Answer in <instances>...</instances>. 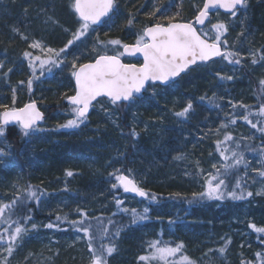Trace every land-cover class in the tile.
Instances as JSON below:
<instances>
[{
	"label": "trees",
	"instance_id": "obj_1",
	"mask_svg": "<svg viewBox=\"0 0 264 264\" xmlns=\"http://www.w3.org/2000/svg\"><path fill=\"white\" fill-rule=\"evenodd\" d=\"M27 1L32 3L27 4ZM41 1L43 3L42 9L44 10L50 6L54 11L56 7L60 6V14H58V16L62 15L64 17L62 18V21H67V16L65 14L66 6L64 5L65 1L50 0V5L43 2V0ZM36 2L37 0H16L6 2L3 6L5 8L1 9L4 17H2V20L0 21V50L12 52L13 49L17 50L19 47L18 35L8 30L7 26H3V21L5 19L8 21L12 19V25L18 28H21V23L31 25L29 28L36 25L34 31L38 34H44L43 32L46 29V25L43 26L41 22L37 25L35 24L37 23L35 19L33 21L31 20L32 17L37 18ZM202 2L203 1L200 0L197 2V5ZM197 5L195 0H116V8L112 12V16L106 20L105 23L101 24L99 27L100 29L97 30L99 32L98 36L101 38L102 33L106 30V26H109V32L106 36L111 38L116 37L122 43H134L145 25L157 22L155 19H150L148 16V13L153 12L154 8L162 7L164 9L162 12L158 13L157 19L171 16L179 11L180 15L177 19L191 21L198 12ZM237 13L245 14L244 19L246 21V28L248 31H251L252 40H255V42L260 44L258 49L264 54V0H247L246 6L242 7L241 10H237ZM129 14H132L134 19V22L131 25L127 23L129 20ZM213 16L214 15L210 18ZM221 16L223 18L225 17L223 14H221ZM13 57H15L14 54ZM1 59L2 60L0 61H3L5 58L3 57ZM7 59L6 64L8 65L11 55ZM256 59H260V54L257 55ZM220 60L221 59L216 60L213 63ZM222 60L224 59L222 58ZM85 61L86 60L83 62ZM81 62L82 61H80V63ZM134 62L138 63V60L136 59ZM223 62L226 63V66L230 65L226 60ZM18 64L19 68L12 67L10 80L8 82L9 86H3V84L0 86V104L9 105V103H11L13 98L11 95H13V87H15V106L20 107L25 104V102L37 100L39 108L44 112V121L39 126L47 131L44 132L45 135L42 137L36 136L37 134L34 135L35 139L33 140V145L32 143L31 145L36 155H34L35 157L31 158L30 161L28 159L26 170H24L25 161L23 159L25 155L24 157H20V152L29 140H25L22 136L18 125L10 127L5 126L4 137L12 144V150L17 154L16 156L19 160L20 169L23 170L24 174H27L26 177L31 180L28 185L39 186L41 189L45 190L44 185L56 180L57 185L52 189L46 190L49 198L52 200L53 198L58 199L67 195V198H70L69 201L73 205L70 206V209L63 212L62 216H66L67 220L57 222V215L46 213L47 211L45 209L47 206L46 208L43 207L42 210L40 203L25 200L23 209L19 211L17 215L30 214L31 222L26 226L28 227L35 224L36 228L30 229L31 232L28 235L32 236L26 241L25 245L27 246L25 248L22 246L14 248L13 254L15 257V263L11 262L9 264H54L57 257H59L60 252H62L61 255L68 252L66 246L62 247L60 250L59 246L62 245L60 238L66 236V232H69L70 230L77 231L69 223L70 221L80 219L77 209H82L87 212L89 222L94 228L99 223L107 225L110 229L109 235L114 228L123 227V223H125L124 218H129V221H131V217L126 216L122 210H118L116 207L109 211V213H103L98 205H74L79 198L84 199L85 196L92 197V200H96L100 195L98 193L99 190L104 191V200L106 202L110 200L109 196L111 194L114 196L115 200L117 198L119 199V197H123L121 195L122 189L112 188V184L116 183L114 176L111 183L110 181L106 182L103 180L107 178L105 172L112 167L109 158L111 155H108V153L111 152L108 148L111 149L110 143L114 142V132L108 128L105 135H103L100 131H105L107 125L94 126V121L92 124L91 121H89L79 128L58 129V125L65 123L62 121V118H60L61 115L63 112L70 110V106L65 105L64 99L66 96L73 93L74 84L72 81H67V79L64 78V75L62 77L61 74L60 76L62 79L57 81V79L53 77L55 75L53 69L52 73L46 72L43 77L33 84V93L32 91L29 92V90L26 91L23 86L24 84L27 86L26 81L31 75V72H29L27 62H20ZM210 64L200 65L193 68V70L182 75L180 80L174 84L179 85L181 88L189 91V94L194 96L201 95V93L205 94V91L209 90H203L202 87L206 79L211 80L212 85L215 87L217 82L221 85V82L218 80L215 81L218 75L215 71L209 69ZM243 69L244 66L241 69L240 78L236 80L235 84L232 86L235 94H239L240 92L245 94V89L241 87L246 83L245 81H248L249 83L254 82L253 77L245 76L243 74ZM218 74L222 75V73ZM37 75H39V71H37ZM245 77L249 78L244 80ZM20 81H25L23 86L19 84ZM256 85L255 90H253L258 101L256 104L249 105L248 108L252 113L258 112L259 106L264 104V91L261 89L259 81ZM63 88L65 89L63 90ZM146 94L147 92L145 91V93L136 100V103L143 102V98ZM209 94H211V92H209ZM209 97L213 96L210 95ZM204 103L208 106L210 105L207 99ZM12 105L13 104L10 106ZM119 107L120 109L118 108V111L123 113V109L126 107L123 104H120ZM253 116H255L257 122H260L258 127L264 126L263 117H256V115ZM258 132L261 135L259 143L264 145V133H261L260 131ZM109 134H111V136H109ZM226 143L228 144H226V148L237 147V143L232 141ZM38 145H41V148L40 151L36 153V146ZM239 145L240 147L238 150L244 153L245 159L247 154L254 153L255 151L258 152V150L261 151L260 146L256 144H248L246 141H240ZM249 148L255 149V151H249ZM118 156L120 157L121 155L118 154ZM127 158L128 157L125 156L123 159L125 163H127ZM152 170L154 172L153 174H155L152 176H155L156 179L152 176L150 178L146 177L142 186L144 189L156 193L159 199L158 201L151 203L145 198V203L144 200L140 201L142 205L149 208V218L135 223L130 230H128L125 236L120 240L122 241V244L117 246L116 251L107 258L108 264L112 259L118 260L121 264H147L146 261L138 260V257L149 254L151 251L149 245L154 240L160 241L161 246L167 244L175 247L178 243L183 244L182 250L174 256L179 257L178 260H175L174 257L168 258L169 261L173 260L175 264L180 261L182 256H187L192 262H194V264H241L242 261L251 262V264H264V233H258L253 228L249 227V224H255L257 227H264V215L259 216L254 221L246 223L242 232L236 227L231 231L229 228L232 221L228 219L230 216H234L233 223H242L241 217L238 215L235 217V213L232 212L235 209L243 207L239 205L237 201L230 198H225L222 201L208 199L193 200L192 194L195 190H192L187 195L184 192H181L182 189L179 188L178 182H165L163 172L160 168L157 167V169L153 168ZM242 170L243 167L240 165L238 169L232 170L227 177H224L223 174L221 175V178L226 179L227 187L228 185L229 187L233 185L235 174ZM68 171H71L73 175L67 176L66 173ZM238 177L239 175L237 174V178ZM228 179L229 182L227 181ZM39 181L41 184L37 185V182ZM156 181L164 184H159ZM42 185L44 187H42ZM237 190L238 192L240 191L239 189ZM172 193H179L180 196L178 198H172L170 196ZM195 193H199V191H196ZM13 198L14 196H10L8 201H6V204L11 202ZM211 203H218L219 207L216 209ZM29 209L30 213L28 211ZM17 215H13L12 219H17ZM166 215H169L170 218L164 221ZM223 216L225 218L223 222L227 227L224 229H218L217 225H222V222H218L217 220L223 218ZM109 219L114 222V225L108 224ZM169 220L174 221V223L170 224ZM48 223H59V227L52 229L46 228L45 225ZM141 225H143V228H141ZM168 226L171 227L172 230H170ZM5 227L8 226L6 224H0V229ZM42 233L43 235L41 237ZM34 234H36L37 241H34L33 239L35 238ZM81 234L83 235V233ZM47 235L52 236L49 239L44 238ZM84 239L85 245L84 248L80 249L81 251L79 255H82V257L77 258L73 264H88L87 260H91L92 254L88 250L85 237ZM105 240H107L106 237L97 242L103 244ZM226 240H230V243L227 245L225 253L221 254L218 250L225 246ZM129 241H132L131 245H127ZM126 248L130 249L129 253L125 252ZM85 253L88 254V258H86ZM257 253H261L262 255L258 257ZM216 255H220L221 258L215 259ZM67 257L68 256L65 257L63 264H69V258Z\"/></svg>",
	"mask_w": 264,
	"mask_h": 264
},
{
	"label": "rangeland",
	"instance_id": "obj_2",
	"mask_svg": "<svg viewBox=\"0 0 264 264\" xmlns=\"http://www.w3.org/2000/svg\"><path fill=\"white\" fill-rule=\"evenodd\" d=\"M9 1L11 2L16 0H0V21L2 20V17H4L1 9L5 8L3 6ZM63 1H65L64 5L66 6L65 14L67 16V21H62V18H64L62 15L58 16V14H60V6L56 7L54 11L50 6L51 10L49 7L44 10L42 9L43 3L41 0H37L35 3V6H37V18L32 17L31 20L33 21L35 19L37 21L35 24L37 25H39L40 22L43 26L46 25L43 35L34 31L36 25L29 28L31 25L21 23V28H18L12 25V19L9 21L5 19L3 21V26H7L8 30L18 35L19 47L17 50H12L11 48L12 52L0 50V60H2L1 58L3 57L5 58L3 61H0V64H3V67L0 68V86L2 84L3 86H9V69L12 70V67H18V63L20 62L28 63V61L23 57L24 51L27 50L32 52L33 55H42L39 50L29 47L32 41H41L45 47L59 49L67 43L68 39L71 38L72 32L79 27V18L75 15L72 7L73 0ZM199 1L200 0H195L196 5ZM43 2L49 4L50 0H43ZM30 3L32 2L27 1V4ZM197 6V10H199L202 3ZM244 15L245 14L237 13L236 16L225 15L223 18L220 13H215L214 16L210 18L209 22L203 26V28L198 29V31L203 30L204 32H207L209 39L212 40L215 37V33L211 30V26L218 21H222L227 25L228 31L224 34L223 39L227 41L229 50L240 53L241 63L239 65L230 64L226 66V63L223 62L224 60L221 59L216 63L210 64L209 69L215 71L216 74L222 73L220 76H232L233 78L231 80H221L217 76L215 81L218 80L221 82V85L217 82L216 87L214 86L215 88H213L214 90L209 89L208 91H205V94L201 93V95L195 96L189 94V91L174 83L166 87L160 86V88L158 86L149 85L146 90L147 94L143 98V102H135L130 107L123 109V113L118 111V108L120 109L119 106L117 107L115 105H111L110 102L105 99L98 100L93 104L94 106L89 112L87 122L91 121L92 124L94 121V126H102L106 124V130L100 131L103 135H105L108 128L114 132V142L110 143L111 149L108 148L111 152L108 153V155H111L109 158L111 160L112 167L105 172L107 178L103 180L106 182L110 181L111 183L113 176L110 177L109 173L113 172L114 169H122L125 175H129L128 170L131 169V178H134L139 185L142 186L146 177L150 178L152 175H155L153 174L154 172L152 169H157L158 167L163 172L165 182H178L179 188H182L184 185L183 180H188L187 182L191 184L195 192H202L204 190L205 180L208 179L209 174L211 173L212 175H216V169L213 168V165H216L217 168H221V172L223 174L222 165L224 161L222 160L219 151H217L216 142L218 140L224 141L226 133L231 134L234 137L232 140L234 143H237V141H246L248 144H256L260 146V148L264 147V145L259 143L261 135L257 129H253L251 125L242 118L245 114V109L243 107H236L235 109L232 107V104H239L246 105L249 108V105L256 104L258 101L254 92L255 89L245 88V94L242 92L235 94L232 87L236 80L240 78V72L244 65L247 66L254 75L259 76L260 79L264 78V60L257 59L256 64L252 63L251 53L258 48H248L243 42V38L245 35L247 37L248 32ZM109 28V26H106V30L102 33L100 38L98 36L99 32L97 31L100 28L93 26V30H90L86 37L81 38L80 41H78L66 52L65 66L54 69L55 75L53 77H55L58 81L61 80L64 75V78L67 79V81H72L73 83V76L71 75V62L73 59L78 58V63H80V61H82L81 63H85L92 61L98 53L115 55L117 52H122L123 48L121 46L107 45L105 47L103 45H97V38L100 41L118 39L116 37L111 38L106 36L109 32ZM14 29L17 31H14ZM21 34H23V36L27 39H22ZM221 46L224 47L223 43ZM13 54L15 57H13ZM10 55L11 59L7 65V58ZM84 60L86 61L83 62ZM121 60L124 63H137L134 62L136 60L126 56H122ZM5 73H8L6 77L4 76ZM246 83L249 82L246 81ZM23 88H25L26 91L28 90L25 84ZM64 89L65 88H63V90ZM209 92H211V94H209ZM214 94L216 97V103L221 105L219 108L212 105L208 106L204 103L206 99L203 101L200 99L201 97L207 98L210 95L213 96ZM12 96L13 95H11V97ZM189 100L193 103L192 114H190L186 120L183 118H177L174 113L180 111ZM36 103L39 105L37 100ZM11 104H13V98L11 103H9V106ZM105 109L107 110V113H110V115L106 114ZM231 117H235L236 123H229ZM60 118H62V121L64 122L70 119V110L63 112ZM251 119L254 123L257 122L255 116ZM222 124L227 126L221 127ZM133 128H135L139 134L136 137L130 135ZM44 135L45 133L42 132L37 133L36 136L42 137ZM109 136H111V134H109ZM34 139L35 136L28 138L29 141L25 146H23L22 151L20 152V157H24L25 155L23 158L25 161L24 170L27 169L28 165H26V163L28 159L30 161L31 158L36 155L34 149L32 148ZM227 142L230 143L231 141ZM226 144L227 143L225 142L222 147L226 148L228 145ZM40 146L41 145L36 146V153L40 151ZM0 148H3L5 152V155H0V204H6V201H8L10 196H15L18 191H23L25 187L30 184L31 180L28 179V177H26L27 174L25 175L24 171L20 169L19 160L16 156L17 154L14 153L12 150V144L4 136L3 142L0 143ZM259 152L260 150H258V152L255 151L254 153L247 154L245 159L248 162L247 169H245L244 165H242L243 170L241 172H237L239 178L241 179L243 190L246 192L251 191L253 195L251 197H245V199L235 201H237L239 205L243 206L244 209L253 211H256L260 205L264 203V178L259 177L253 171V169L261 168V163L259 162L262 158ZM118 154L121 156L119 157ZM177 154H183L185 158L181 160L174 159ZM125 156L128 157L126 160L127 163L123 161ZM237 174H235L233 185L236 183ZM227 181L229 182V179ZM40 184V181L37 182V185ZM159 184L164 183L161 182ZM233 185L231 187L228 185L227 190L231 191ZM44 186L42 185V187L45 188L44 191L49 189L47 184ZM258 192L261 194L258 195ZM60 195L62 196L61 193ZM121 195L123 197H119V200L123 202L121 206L122 208L129 210L137 209L139 211H142L145 208V206L140 203V201L144 199L141 200L132 195H125L123 190ZM109 199L110 200L108 202L104 200L103 203H100L101 205L98 206L103 213H109V211H111L114 207L118 209L116 200L112 194L109 196ZM69 200L70 198H67V195L60 197L59 201H56V198L51 200V198L46 195L42 197L39 203L42 210L43 207L46 208L47 206L45 210L49 213H54L70 209V206L73 204ZM87 201L90 202L88 199L79 198L74 205H85L88 203ZM92 202L97 203L94 200ZM211 204L216 209L219 207L218 203ZM232 212L234 213V211ZM124 214L131 217L130 211L128 213L124 212ZM131 218L130 220L132 221ZM131 221L128 220L123 223V227L120 228L121 230L119 236L114 235L116 230V228H114L110 235L106 237L107 240H105L103 244L107 245L114 242L116 248L117 246H120L122 244V241H120L121 238L124 237L128 230H130V228L134 225ZM31 228V225L28 226L29 230ZM141 228H143V225H141ZM169 229L172 230L171 227H169ZM30 232L31 230L22 236V238L17 242L15 248H18L19 246L25 248L27 246L25 245L26 241L32 236L28 235ZM66 234L67 235L63 238L59 237L62 242V245L59 247L61 250L62 247L66 246L68 252L62 255V252H60L59 257H57L54 264H63L66 256L69 258V264H73L75 259L82 257V255H79L81 251L80 249L84 248L85 245L83 235L78 233V231L75 232L73 230L66 232ZM42 235L43 233L41 234V237ZM34 236L35 238H32L34 241H37L36 234H34ZM51 236L52 235H47L44 238L49 239ZM96 243L97 246H99L100 242ZM6 248V243H0V264H9L11 262L15 263V257L13 254L14 251L11 255H9L6 252ZM85 256L88 258V254L85 253ZM178 258L179 257H174L175 260H178ZM216 258H221V256L216 255L215 259ZM89 261L90 260L88 259V264ZM20 262L23 263L22 261ZM146 262L147 264H163L162 261H155L151 259L146 260ZM109 264L121 263H119L118 260L112 259ZM170 264H175V262L172 260L170 261Z\"/></svg>",
	"mask_w": 264,
	"mask_h": 264
},
{
	"label": "snow or ice",
	"instance_id": "obj_3",
	"mask_svg": "<svg viewBox=\"0 0 264 264\" xmlns=\"http://www.w3.org/2000/svg\"><path fill=\"white\" fill-rule=\"evenodd\" d=\"M247 0H204L203 7L199 8L197 14L192 21H182L177 19L180 12L177 11L171 16H165L162 19H157L158 13L164 9L162 7L154 8L153 12L148 13L150 19H155L157 22L150 25H145L142 32L137 36L134 44H122L119 39H111L108 41H100L97 38V45H113L121 46L123 52H117L115 55L97 54L94 60L87 63H78V58L71 62V75L75 79V90L73 95L65 97L70 105L71 118L65 123L57 126L58 129H74L84 125L88 120L89 109L93 107V102L97 98L107 97L111 105L119 106L123 104L126 108L134 104L142 91L146 90V82H161L167 83L173 78L179 77L182 73L190 70V66L197 65L198 62H208L214 57H222L230 64L239 65L241 63V56L239 52L228 49L227 41L223 39L224 34L228 31L227 25L218 21L211 26L215 37L210 40L208 33L203 30L198 31L195 25H204L210 10L215 7L223 8L231 12L232 16H236L238 7H245ZM72 7L79 18V27L72 32L71 38L67 43L59 49L45 47L41 41H32L29 45L32 49L39 50L42 55H33L32 52L24 51L23 57L28 61V67L31 75L28 77L26 84L29 92L33 89V84L45 75V73H52L53 69H58L65 66L66 52L75 45L81 38L93 30V25L101 21L103 17H108L116 8V0H73ZM134 22L132 14H129L127 23L131 25ZM14 31H17L14 29ZM67 31V30H66ZM22 39H27L21 34ZM224 47L222 49L221 44ZM95 50V49H94ZM141 54L143 56V63L125 64L122 63L121 57L125 54L135 55ZM260 54V59L264 60V54L260 49L251 53L252 63H257V55ZM3 64H0V68ZM12 70L9 69V73ZM39 71V75H37ZM8 73H5L6 77ZM221 80H231L232 76H220ZM25 81H20L23 85ZM261 89L264 90V78L259 81ZM15 93L16 89L13 87V105L0 104V143L3 142L5 135V126L11 122L19 125L22 136L27 140L28 138L47 131L39 127L44 117L43 113L37 107L35 100H32L23 107H15ZM202 101L207 99L208 103L216 108L221 107L216 103L215 94L213 97H201ZM232 107H243L245 114L242 117L253 129H257L264 133V126H259V121L254 123L250 118L253 115L264 117V104L259 106L258 112L252 113L248 111V106L232 104ZM106 114L107 110L105 109ZM193 112V103L189 100L188 103L180 110L174 113L177 118L187 119ZM229 123H236L235 117H231ZM227 125L222 124L221 127ZM133 137L139 134L133 128L130 132ZM234 137L231 134H225L224 141H217V151H219L222 160L223 176L227 177L232 170L238 169L240 165H244L245 169L248 167V162L244 158V153L239 151V142L237 141L236 148L222 147L225 142L232 141ZM247 139V138H244ZM249 151L255 149L249 148ZM0 155H5L4 149L0 148ZM261 168L253 169V171L261 178H264V147L260 151ZM183 154H177L174 159H184ZM230 161V162H229ZM216 169V175L209 174L208 179L205 180L204 190L199 193H193V200H224L230 198L233 200H242L245 197H251V191H244L240 178L238 177L232 190H227V183L225 178H221V168ZM131 169L128 170L129 175H125L122 169H114L109 173V176H114L116 183L112 184L113 189L123 188L124 192L135 193L137 196L145 198L150 203L158 201L159 197L156 193H152L139 185V183L131 178ZM67 176H72L73 173L68 171ZM237 189L240 191L238 192ZM258 195L261 193H257ZM48 195L46 191L39 186L28 185L23 191H18L13 200L7 204H0V224H6L8 227L0 229V243H6V252L11 255L17 242L26 234L29 229L26 226L31 222V215H17L23 209L25 200L39 201L43 196ZM172 198H178L179 193L170 194ZM122 201L116 199L118 209L125 213L130 211L132 223L135 224L149 218V208L145 207L142 211L137 209L122 208ZM30 213V209L28 210ZM80 219L70 221L69 223L78 232L83 233L87 240V247L92 254L89 264H107V258L116 251V245L111 242L107 245L99 244L98 240H103L109 235L110 229L107 225L99 223L94 228L89 222L87 212L82 209H77ZM17 215V219L13 220L12 216ZM66 216L56 217L57 222L66 221ZM23 221V222H22ZM169 223L174 221L169 220ZM109 225H114V222L109 219ZM14 226V227H13ZM32 229L36 228L35 224L31 225ZM46 228H58L59 223H48ZM258 233H264V227H257L255 224H249ZM120 228L117 227L114 235L119 236ZM230 240L225 241V246L219 248L221 254L225 253L227 245ZM150 252L148 255H141L138 257L140 261L155 260L162 261L163 264H170L169 257H174L179 253L183 244L178 243L175 247L164 244L161 246L160 241H152L149 245ZM211 251V250H210ZM257 253V256H261ZM6 261V258H5ZM177 264H194L187 256H182ZM241 264H251V262L242 261Z\"/></svg>",
	"mask_w": 264,
	"mask_h": 264
},
{
	"label": "bare ground",
	"instance_id": "obj_4",
	"mask_svg": "<svg viewBox=\"0 0 264 264\" xmlns=\"http://www.w3.org/2000/svg\"><path fill=\"white\" fill-rule=\"evenodd\" d=\"M247 31H248V29H247ZM245 35V34H244ZM243 42L245 43V46H247L248 48L249 47H252V48H258L259 47V43H257V42H255V40H252V35H251V31H248L247 32V37H246V35L244 36V38H243ZM243 74L245 75V76H249V77H253L254 79H253V81L254 82H251V83H244L241 87L242 88H250V89H255V85H256V83L258 82V81H260L261 79H260V77L259 76H256V75H254L252 72H251V70L247 67V66H245L244 65V69H243ZM249 77H245V79L244 80H246V79H248ZM207 81V82H206ZM206 81L204 82V85H202V87H203V90H205V89H210V90H214L213 88H215L212 84H211V80H209V79H206ZM246 82V81H245ZM209 83H210V85H209ZM257 86V85H256ZM259 86V85H258ZM203 157V156H202ZM202 161H203V159H202ZM152 177H154V179H156L155 178V176H152ZM180 181V180H179ZM188 181V180H187ZM186 180H183V184H184V186H182V190H181V192H184L185 194H187L188 195V193L189 192H191L192 190H194L193 189V187L191 186V184L189 183V182H187ZM55 185H57V181L56 180H54V181H52L51 183H47V187H49V189H52V188H54V186ZM100 188V187H99ZM98 188V189H99ZM103 192V193H102ZM180 192V193H181ZM98 193L100 194L99 195V197L96 199V200H94V201H96L97 203H93L92 201V197H89V196H85V199L87 200H89L90 202H88L87 204L89 205V206H91V205H95V206H100L102 203H103V201H104V198H105V193H104V191L102 190H99L98 191ZM58 197H60V196H58ZM56 201H59V198L58 199H56ZM101 203V204H100ZM182 204V203H181ZM185 204V203H184ZM86 205V204H85ZM183 205V204H182ZM262 210H263V212H262ZM64 211H67L66 209L65 210H63V211H61V212H54V213H50V214H53V215H60V216H62L63 215V212ZM46 213H49V212H46ZM234 213L236 214V215H238L239 217H241V219H242V223H233V217L232 216H230L228 219L230 220V221H232V223H231V226H230V230L232 231V229L234 228V227H236V228H239L240 229V231L242 232L243 230H244V226L246 225V223H248V222H251V221H254V220H256L259 216H262V215H264V203L262 204V205H260V207L256 210V211H253V210H247V209H244V207H241V208H239V209H235L234 210ZM170 218V216L169 215H166V218H165V220L164 221H166V220H168ZM127 220H129V218H124V222L125 221H127ZM223 220H225V218H224V216H223V218H221V219H219V220H217L218 222H222V225H217V228L218 229H224V228H226L227 227V225L223 222ZM150 236V235H149ZM133 241V240H132ZM132 241H129L128 242V244L127 245H131V243H132ZM128 247V246H127ZM129 248V247H128ZM128 248H126V253H129V250L130 249H128ZM138 248V247H137ZM238 249V248H237ZM74 261H76V259L74 260Z\"/></svg>",
	"mask_w": 264,
	"mask_h": 264
},
{
	"label": "water",
	"instance_id": "obj_5",
	"mask_svg": "<svg viewBox=\"0 0 264 264\" xmlns=\"http://www.w3.org/2000/svg\"><path fill=\"white\" fill-rule=\"evenodd\" d=\"M203 4H204V0H203V2H202V6H201V7H203ZM241 9H242V7H238V8H237V10H241ZM74 12H75V11H74ZM214 13H221V14H223V15H231V12H229V11L223 9V8H219V7L217 6V7L213 8L212 10H210L209 15H208V17L206 18V21H205V24H204V25H206V24L209 22L210 17H211L212 15H214ZM75 15H76V13H75ZM76 16H77V15H76ZM111 16H112V13H111L110 16H108V17H103V18L101 19L100 22H98L96 25H93V26H100L102 23H104V22H105L107 19H109ZM77 18H78V16H77ZM192 20H194V18H193ZM192 20H191V21H192ZM204 25H195V27H196L197 30H198V29H200V28H203ZM127 44H128V43H127ZM221 47H222V46H221ZM222 49H223V48H222ZM123 51H124V50L122 49V52H123ZM125 56L128 57V58L134 59V60L138 59V60L140 61L139 64H142V63H143V56H142L141 54H139V53H137V54H135V55H128V54H125L124 57H125ZM221 58H222V57H214V58L211 59V61H208V62H198L197 65L190 66V70H192L193 68H195L196 66H199V65H205V64H209V63L215 62L216 60H219V59H221ZM93 60H94V59H93ZM121 61H122V60H121ZM85 63H87V62H85ZM122 63H124V62L122 61ZM125 64H134V63H125ZM139 64L136 63V65H139ZM188 71H189V70H188ZM186 72H187V71H186ZM186 72L182 73L179 77L173 78L171 81H169V82H167V83L148 81V82H146L145 89H147V87L149 86V84H154V85H157V86H170V85L173 84L174 82L178 81V80L182 77V75L185 74ZM73 84H74V90H75V79H74V77H73ZM144 91H145V90H144ZM144 91H142V93L139 94L138 97H140L141 95H143ZM73 94H74V91H73V93L70 94V95H73ZM104 99L108 101L107 97H100V98H97V101H98V100H104ZM29 102H30V101H29ZM95 102H96V101H94L93 103H95ZM26 103H28V102H25V104H26ZM64 103H65V105L70 106L66 99L64 100ZM23 106H24V104H23L22 106H20V107H23ZM20 107H17V108H20ZM37 107H38V105H37ZM38 108H39V107H38ZM39 110L43 113V117H44V112L41 110V108H39ZM90 110H91V107H90V109H89V112H90ZM43 120H44V119H43ZM43 120H42L41 122H39V125L43 122ZM14 125H16V123H15V122H11V123H9L8 125H6V127H10V126H14ZM18 126H19V125H18ZM122 190H123V188H122ZM123 192H124V190H123ZM124 194H125V195H128V196H131V195H132V196H135V197H137V198H139V199H141V200L144 199V198H142V197L137 196L135 193L124 192Z\"/></svg>",
	"mask_w": 264,
	"mask_h": 264
}]
</instances>
